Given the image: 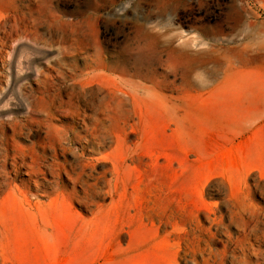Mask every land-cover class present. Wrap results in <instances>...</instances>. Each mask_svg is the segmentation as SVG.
Here are the masks:
<instances>
[{
    "label": "rangeland",
    "instance_id": "1",
    "mask_svg": "<svg viewBox=\"0 0 264 264\" xmlns=\"http://www.w3.org/2000/svg\"><path fill=\"white\" fill-rule=\"evenodd\" d=\"M3 136L6 264H264V0H0Z\"/></svg>",
    "mask_w": 264,
    "mask_h": 264
},
{
    "label": "bare ground",
    "instance_id": "2",
    "mask_svg": "<svg viewBox=\"0 0 264 264\" xmlns=\"http://www.w3.org/2000/svg\"><path fill=\"white\" fill-rule=\"evenodd\" d=\"M52 87H53V92H50V88H52ZM59 93H60V87L54 83H51L47 86H43L42 88L40 87L39 89L32 90V91H30L29 94L31 97L33 95V97L38 98V99H47L48 102L54 104V103H59V101L57 99V95ZM87 119H89V118H87ZM85 130H87V129L84 128V131ZM95 130H94V132H95ZM97 134H99V133H97ZM64 136H65L64 139H66L68 141L72 140V139H74L76 141L87 140L86 137L80 135V133L74 127H67L65 132H64ZM5 143H7V139L4 137L3 139H1V142H0V145H2V146H0V193H2L5 190V188H7L8 183H9L8 176H7V174L9 172L6 170V167L8 165H10L11 170H13L15 176H17L21 172L20 169L22 167L27 168V170L22 171V174L27 175L29 177L28 178L29 182H33V184L35 186V190L45 192L48 189L47 184H49L50 182H47V181L43 182V181H38V179L37 180L32 179L34 177H37L38 173L40 171H42L36 165L37 163H36L35 159L32 157V155H30V161L28 163L25 162V154L20 148L14 149L13 155L10 156L8 148L6 146H4ZM8 159H11L10 163H8ZM49 167H51V166H49ZM61 171H62L61 169H58V171H57L58 176L61 175ZM3 176L6 178H2ZM53 188L56 191L58 189H61L62 187L57 182L56 186H52L51 189H53ZM31 190H32L31 185H26L21 190H11L6 195V197L3 199V201L0 203V206H1V204H4L7 201V199H10L11 201L17 202L22 206H26L28 208L34 207L33 206L34 203L32 204L29 201L28 196H27V193ZM263 223H264V221L263 222L260 221L258 213L254 214V216L251 219L244 222L245 227L242 229V233L239 237L240 239H238V240L232 239L231 240L233 244L239 245V248L242 247V249L246 253V254L242 253L241 258H247L250 255L254 256V255L258 254V252H259L258 249L251 248L244 241L246 239H248L249 236L254 235L256 233L258 225L263 224ZM257 241H258V246L264 243V232H262V236ZM6 263H7V259L3 256V253L0 251V264H6ZM210 263H211V261H210Z\"/></svg>",
    "mask_w": 264,
    "mask_h": 264
}]
</instances>
